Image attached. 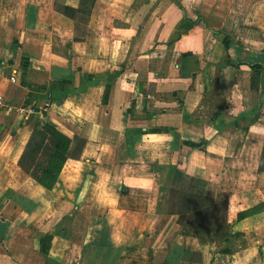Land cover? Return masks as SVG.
Masks as SVG:
<instances>
[{
    "label": "crops",
    "instance_id": "1",
    "mask_svg": "<svg viewBox=\"0 0 264 264\" xmlns=\"http://www.w3.org/2000/svg\"><path fill=\"white\" fill-rule=\"evenodd\" d=\"M0 96V264H264V0H0ZM40 121L85 139L51 189L17 164Z\"/></svg>",
    "mask_w": 264,
    "mask_h": 264
},
{
    "label": "trees",
    "instance_id": "2",
    "mask_svg": "<svg viewBox=\"0 0 264 264\" xmlns=\"http://www.w3.org/2000/svg\"><path fill=\"white\" fill-rule=\"evenodd\" d=\"M68 7H64L67 10ZM85 139L62 133L50 121L37 122L19 155L18 166L38 184L51 189L67 158L78 159ZM258 171H264V143L260 153ZM207 182L176 172L172 180L171 208L185 214L186 221L195 229L223 225L227 222L228 200L214 201L206 195ZM264 191V187H263ZM264 208V202L254 209ZM247 210L238 212L243 217Z\"/></svg>",
    "mask_w": 264,
    "mask_h": 264
},
{
    "label": "built area",
    "instance_id": "3",
    "mask_svg": "<svg viewBox=\"0 0 264 264\" xmlns=\"http://www.w3.org/2000/svg\"><path fill=\"white\" fill-rule=\"evenodd\" d=\"M1 106H5V107H7V109H11L12 108V106L7 105L6 103H4V100H3L2 96H0V107ZM17 109L19 111H23V112H31L33 110V108L28 107V106H19V107H17Z\"/></svg>",
    "mask_w": 264,
    "mask_h": 264
}]
</instances>
